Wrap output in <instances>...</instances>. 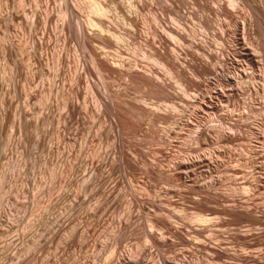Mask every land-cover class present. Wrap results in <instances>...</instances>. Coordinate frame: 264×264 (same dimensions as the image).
<instances>
[{
	"label": "rangeland",
	"instance_id": "1",
	"mask_svg": "<svg viewBox=\"0 0 264 264\" xmlns=\"http://www.w3.org/2000/svg\"><path fill=\"white\" fill-rule=\"evenodd\" d=\"M177 1L180 10L192 11L187 22L181 21L187 29L184 36L203 50L222 49L219 63L183 45L181 60H191L193 55L190 63L210 69L199 78L192 77L201 84L198 88H185L157 62L150 44L172 59L175 42L163 30L159 38L150 34L154 23L145 11L138 14L134 38L122 44L88 42L87 46L82 44L73 14L68 16L71 30L62 39L57 29L61 0H0V264H123L120 259L124 258L125 264H159L161 257L173 264L179 260L184 264H264V219L260 225L208 211L232 205L239 212L264 218V93L259 91L250 100L235 92L234 82L222 79L235 72L233 33L228 30L223 42L212 37L210 26L201 27L198 22L202 16L212 21V15L198 10L192 0ZM250 2L264 12L263 3ZM169 3L161 0L154 7ZM220 3L239 23L244 22L246 39L241 37V27L238 37L254 55L255 42L261 40L260 34L264 37V18L251 15L242 0H236L234 10L228 0ZM46 5L52 22L49 49L44 52L38 39ZM78 13L77 18L86 16L84 9ZM162 16L161 26L172 27V17ZM2 45L10 47L11 54ZM61 46L65 61L56 74L51 57ZM40 53L51 61L46 71L37 60ZM93 53L115 70L112 55L126 63L123 70L135 62L140 77L149 69L154 81L164 86L156 91L123 76L100 73L92 64ZM261 55L264 64V50ZM240 60L245 63V58ZM79 64L90 83L85 78L77 83L75 102L80 112L85 106L87 110L62 122L70 78ZM255 69L251 77L258 82ZM184 72L190 77L188 67ZM47 91L52 94L45 104ZM190 94L198 96L196 103H183ZM100 100L106 108L99 109ZM173 104L180 108L174 110ZM153 114L169 118L152 122ZM175 116L186 124L176 125ZM197 123L204 125L207 134L200 139ZM219 126L223 140H216L212 129ZM117 152L124 154L125 164L118 161ZM200 156L205 160L191 165L184 179L177 177L178 169L148 172L144 165L167 166ZM99 157L107 158L102 170L108 177L104 174L84 183V162ZM201 196L216 203H206L207 208L198 211ZM228 197L236 202L227 203ZM201 215L209 221H196ZM212 251H226L231 258Z\"/></svg>",
	"mask_w": 264,
	"mask_h": 264
},
{
	"label": "bare ground",
	"instance_id": "2",
	"mask_svg": "<svg viewBox=\"0 0 264 264\" xmlns=\"http://www.w3.org/2000/svg\"><path fill=\"white\" fill-rule=\"evenodd\" d=\"M79 1L81 0H61L60 9L58 11L59 17H60V23L57 25V29L59 30L62 39H64V35L66 34V32L69 33L71 30L70 28L71 25H69L70 21H68V16L71 17V14H73L74 19L76 18L77 20L76 21L77 31L79 35L83 38V41H82L83 45L88 46V42H97L100 44H105V43L108 44L109 42H113L115 44H119V43L122 44V42L125 41L126 38H131V39L134 38L133 36L134 31H135L134 29H137L139 25V19H138L139 15L138 14L141 12L145 14L144 13L145 11L147 13L145 14L146 17H148V19L152 20L154 23V25L149 27L150 34L153 37L158 36L159 38V36H161L162 34L160 33V30H163V31H166L169 37L173 39L175 42V44H171V46L173 47L172 59H169L171 57H168L164 51L163 52L159 51L158 49L153 47L152 44H150L151 49L155 51L154 56L157 62L160 63L162 66H164L167 73L170 74L173 78H175L177 82L182 84L185 88L191 87V86L198 88L199 86H201L200 83L193 81L192 77L199 78L201 74L210 72V69L207 66H204L202 64L190 63L191 60H195V57L193 55H190L191 60H187V59L181 60L180 55L185 54L183 53L185 51L183 47L184 44H188L190 47L195 48L199 51H202L203 54L210 60L216 59L218 60L219 63L222 61L220 57L222 53V49H217L216 52L214 53L208 50H203L200 44L192 40L190 41L184 36L183 31H186L187 29H186V26L181 21L187 22L188 18H186V16H190L192 14V11L188 12L187 9H185V11L180 10V8H178L175 5L178 2L177 0H166L170 2L169 5L167 6L166 4V7L161 6L160 7L161 9L159 7H154V5L160 2L161 0H82V2H79ZM192 1H193L194 6L198 10L207 11L210 15H212V18H213L212 21L210 18H207L208 16H202L201 18L198 19V22L201 27L210 26L209 30L211 32L212 37L223 42L225 41L223 36L228 30H230L231 33H233L234 35L231 43L233 45L232 47L236 49L237 54L235 55L234 58L231 59V64L235 66L234 67L235 72H233L231 76H227V75L223 76L222 79L225 82H234L237 86L235 92L240 93V94H246L248 96V99L250 100H252L251 97L253 94H257V92L259 91H262L264 93V64H262L263 61H262V55H261V51L264 50V37L260 34L261 40H259L260 38H258L259 41L257 40L258 42H255L257 43L255 44L257 46L254 47L255 54L252 55L250 54L251 50L248 48V46L244 43H241V38L238 37L239 35L238 32L241 27L242 28L241 37L243 40L246 39L247 33L245 31L244 22L239 23L237 19L233 16V13L227 12L225 10L223 5L220 3V0H192ZM242 1L251 10V15H253L256 18H259L258 16L261 15V17L264 18V12L261 7L251 6L250 0H242ZM258 1L260 2V4L262 3L264 4V0H258ZM210 4L215 5V7L214 8L210 7ZM228 4L229 6L232 7V10L236 9V6H237L236 0H228ZM155 6H159V5L156 4ZM83 9L86 10V16L84 17V19L77 18V16H79L78 12H82ZM174 9H176L175 10L176 14L173 11ZM117 13L118 15H116ZM143 14L141 13L140 16ZM164 14L172 17L174 21V24L172 25V27L169 26L167 28H163L161 26L160 23L162 21L161 20L163 17L162 15ZM222 16L224 17V20H227L228 24H225V22L221 19ZM34 20H35V15L32 16V20H31L32 25L34 24ZM70 20L72 19L70 18ZM143 20L144 19H142V21ZM51 22H52V17L50 16L48 5H46L44 12H42L40 16L41 34L38 39L39 49L41 50L42 48H44L45 49L44 52H47L46 49H49V38H50L49 37L50 35L49 25ZM228 26L231 27V29ZM250 30H253L251 25H250ZM108 38H110L112 41H110V39ZM145 41L149 43L148 39H146ZM2 47H3V50L6 51V53L9 52V54H11L10 47L9 49L6 45H2ZM62 50L63 48L57 51L51 57V60L56 65V74H58V72L61 69L60 67L61 64H63L65 61ZM43 55L40 53L37 60L42 64L43 70L46 71L51 61L49 62V59L48 60L45 59ZM114 57H117V55H112L110 58V62L117 64L118 68L116 70L111 68V66L105 60L99 58V55L96 53H93L91 61L95 69L100 73H103V74L105 73L107 75H118L120 77L123 76L125 80L128 82L129 81L130 82H140L141 84L148 87L149 89L156 90V91L162 90L164 86V82L154 81L153 71L149 69H144V72L142 73V77H140L141 75L139 74V71L137 68L138 65H136L135 62H131L132 66H130L127 70H123L122 68L126 66V63L123 60L115 61ZM33 58H34V55L32 54L30 56V59H33ZM244 58H245V61H244L245 63H242L240 59H244ZM178 62H181V64H179ZM82 66L81 64L77 65L76 70L74 71L72 77L70 78L71 84L69 85L68 90H67L68 91V93L66 94L67 99L65 103L63 104V107L65 109V116H61L62 122L74 119L80 114L85 115V111L87 110V107L85 106L84 111L80 112L78 109V105L75 102V98L79 96V93L77 90V83L85 78L82 73L83 71L82 69H84L82 68ZM185 67L189 68L190 77L187 76V74L184 72ZM237 67H240L241 70H239V68L237 69ZM254 68H256L255 72L258 74L257 76L258 82H254V78L251 77L254 71ZM218 69L219 68L216 67L215 70H218ZM218 71H221V70H218ZM214 72H212V74ZM84 81L87 84L90 83L89 81H86V78L84 79ZM259 82L261 84H259ZM242 83L244 84L242 85ZM194 93H197V91H194ZM222 93L223 91L222 92L220 91L219 93L220 96L223 95ZM51 94H52L51 91H47V93L44 94V96L46 97V99L44 98L45 104H47L48 97ZM183 94L186 95L185 90H183ZM197 97H198L197 95L190 94V95H187L186 100H183L182 102L186 104L191 103V102L193 103L197 100ZM98 107L99 109H102L103 107L106 108L107 104L105 103V101L100 100ZM172 108L174 110H178L180 107L177 104H173ZM228 117L230 119L232 118V115ZM168 118L169 116L167 115L165 116V115L153 114L150 120L152 122H158V121H166L168 120ZM174 118H175L174 123L176 125L186 124V122L182 119V117L175 116ZM222 119L223 117H220L219 120L222 121ZM196 129H197L196 135L199 139L207 135L205 132L204 125L197 123ZM212 129L215 130L216 132V140H223L224 132L221 129V127L219 126L217 128H212ZM58 135L61 137V132H59ZM117 153H119L118 157L116 156L118 161L125 164L127 159L125 158L124 154L120 152H117ZM105 160H107V158L99 157L97 158V161L86 160L84 162L83 170H82L84 173V177H82L84 183L96 181L99 178H102L104 174H106V172L102 170V168H104L103 166L106 165ZM204 160L205 159L203 156L196 157V158L187 157L180 162L176 161V162H173L171 165H167V166L154 167L155 165L153 163H150V165L148 164H144V165L147 168L148 172H151V170L154 169L155 171L159 173H166V172H171V171H175L176 169H178L176 173L177 177H179L180 179H184V178L189 177L188 169L190 168L191 165L200 164ZM208 161H209V158H208ZM208 161L206 163L209 164ZM126 165H128V163ZM207 167H209V165ZM78 197H79L78 192H76L75 198L78 199ZM225 200L227 203H231V204L236 202L234 199L230 197L225 198ZM206 203H216V201L212 198L201 196L200 200L196 202L198 211L199 210L201 211L202 209H206L207 208ZM208 211H210L211 215L212 214L229 215V216H232L233 218L235 217L236 219L250 220V221L256 222L257 224L263 225L262 224V221L264 219L263 217L251 216L248 212H239L232 205L228 206V208H222L221 210L208 208ZM195 220L198 222L209 221V219L204 218L202 215L197 216ZM169 232L173 235H177L176 234L177 232H174L173 229H170ZM150 240L154 245L158 244L157 241L153 239L152 237H150ZM201 246L206 251H209L208 246H205L203 244H201ZM212 252L216 254L217 256L224 255L226 258H231V255L227 253L226 251L223 254L217 251H212ZM120 261L123 264H125V258L120 259ZM184 262H185L184 260H179L178 263H174V264H184ZM159 264H173V262L170 260H167L166 258L161 257L159 259Z\"/></svg>",
	"mask_w": 264,
	"mask_h": 264
}]
</instances>
